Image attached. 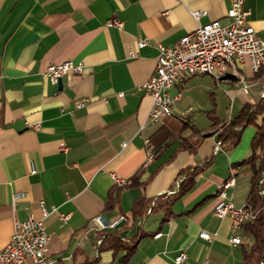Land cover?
Wrapping results in <instances>:
<instances>
[{
    "label": "crops",
    "instance_id": "0c3cea01",
    "mask_svg": "<svg viewBox=\"0 0 264 264\" xmlns=\"http://www.w3.org/2000/svg\"><path fill=\"white\" fill-rule=\"evenodd\" d=\"M228 7L229 0H0V250L15 222L42 219L55 264L97 256V264H120L125 252L116 259L111 250L98 254L100 232L90 226L97 214H123L125 222L110 232L136 241L125 264H175L181 251L184 264H243L253 237L241 229V244H230L231 221L213 208L233 171L227 197L237 206L247 202L252 173L239 162L251 154L255 128L245 127L231 149L216 144L222 124L262 98L264 69L253 73L248 61L235 67L247 92L231 75L186 77L168 91L178 96L174 115L154 124L148 121L152 97L137 90L154 72L158 44L173 45L212 20L226 24ZM244 8L264 40V0H245ZM196 10L204 15L194 18ZM112 20L122 27L107 25ZM143 38L147 44L137 48ZM64 61L82 65V74L68 72L60 85L52 83L47 65ZM186 109L192 115L183 128L178 113ZM212 110L215 120L207 115ZM183 138L198 139L195 152L180 149ZM148 147L154 156L145 164ZM188 168H197L194 185L173 200L169 217L162 208L132 217L140 199L165 201ZM137 171L139 183L131 185ZM111 173L128 182L114 184ZM17 192L23 197L13 201ZM201 231L211 240L200 238Z\"/></svg>",
    "mask_w": 264,
    "mask_h": 264
},
{
    "label": "built area",
    "instance_id": "2783aa9c",
    "mask_svg": "<svg viewBox=\"0 0 264 264\" xmlns=\"http://www.w3.org/2000/svg\"><path fill=\"white\" fill-rule=\"evenodd\" d=\"M244 1L229 0L226 12L229 21L226 24L212 20L199 25L173 45H157L158 56L154 72L147 81L137 86V90L152 97L148 113L150 124L158 122L162 117L174 115L178 96L171 97L168 91L186 77L208 75L215 81H224L231 75L237 78L238 84L247 92L249 85L242 77L238 76L235 67L244 65L248 61L251 71L258 73L260 67L264 66V40L256 35L255 30L249 24L250 13L248 9L244 8ZM191 14L198 19L204 15V12L196 10ZM107 25L121 28L122 22L112 20ZM147 42L146 38L139 39L136 46L142 48ZM129 55L133 57L134 51L130 50ZM68 72L82 74L83 67L75 65L71 61L50 63L47 65L44 75L52 83H57ZM122 95V92L118 93V96ZM86 102L87 100L77 101L74 103V107L81 108ZM178 115L180 118L190 117L192 110H181ZM126 144V142L122 143V147H125ZM216 147L220 148L219 142ZM152 159L153 154L148 147L145 164L150 163ZM32 171L34 172L33 168ZM111 177L114 184L118 186L128 182L114 173H111ZM234 185L235 172L233 171L219 186L218 200L213 208V213L218 217L230 219L229 242L232 245H239L242 242L240 231L243 225L254 221L257 211L247 202L237 206L227 197V192ZM259 193L264 198V189ZM21 197H23V193L17 192L13 195V201ZM41 212L43 217L48 214L43 206ZM125 220L126 217L123 214L112 219L103 214H97L91 219L90 230L100 233L114 231ZM160 235H155V237ZM199 237L207 241L212 238L206 231H201ZM49 241L50 236L45 230L42 219L30 218L25 222L17 221L9 242L0 250V264H55L56 260L48 253ZM99 242L100 240H97V244ZM186 258V253L181 251L174 259L175 264H184Z\"/></svg>",
    "mask_w": 264,
    "mask_h": 264
},
{
    "label": "trees",
    "instance_id": "16d2710c",
    "mask_svg": "<svg viewBox=\"0 0 264 264\" xmlns=\"http://www.w3.org/2000/svg\"><path fill=\"white\" fill-rule=\"evenodd\" d=\"M208 117L215 120L213 110L210 111ZM183 128L188 125L189 117L181 118ZM219 126L217 122L214 123L213 131ZM253 126L255 134L250 143V156L239 162L240 165H248L251 169L250 191L247 203L252 205L253 209L257 211L256 219L252 222L243 225L242 229L245 236H252L253 241L249 245V249L245 250L243 256V264H264V198L260 195V191L264 189V96L257 104H245L239 113L232 117L228 122L222 124L221 130L218 133V141L223 150H228L235 147L241 138V134L245 127ZM197 135H202L203 132L194 130ZM179 138L180 135H178ZM197 141H189L188 139H181L180 149L195 152ZM154 156V155H153ZM197 168L181 170L175 183L173 185L172 193L165 201L156 198L155 201L138 200L132 209V217L138 218L144 215V212L150 208H162L165 212V219L169 217L170 205L177 197L187 193L194 185ZM140 171L136 172L132 178V184H138ZM100 242L97 244L98 254L102 251L111 250L113 258L116 259L118 254L124 251V255L118 259L120 264H125L136 248V241L133 238H125L116 232H102L98 235ZM99 257L87 260L81 264H97Z\"/></svg>",
    "mask_w": 264,
    "mask_h": 264
},
{
    "label": "water",
    "instance_id": "95a60500",
    "mask_svg": "<svg viewBox=\"0 0 264 264\" xmlns=\"http://www.w3.org/2000/svg\"><path fill=\"white\" fill-rule=\"evenodd\" d=\"M60 83H61V79L58 80L57 84L60 85ZM210 135H211V133L204 134L205 137L210 136Z\"/></svg>",
    "mask_w": 264,
    "mask_h": 264
},
{
    "label": "bare ground",
    "instance_id": "6f19581e",
    "mask_svg": "<svg viewBox=\"0 0 264 264\" xmlns=\"http://www.w3.org/2000/svg\"><path fill=\"white\" fill-rule=\"evenodd\" d=\"M264 69V66L260 67V70Z\"/></svg>",
    "mask_w": 264,
    "mask_h": 264
}]
</instances>
